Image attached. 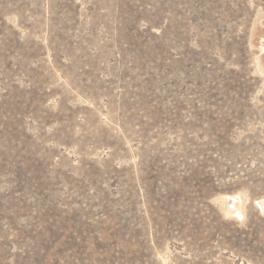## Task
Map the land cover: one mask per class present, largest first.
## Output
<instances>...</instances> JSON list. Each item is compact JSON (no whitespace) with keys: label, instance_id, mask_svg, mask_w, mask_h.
Segmentation results:
<instances>
[{"label":"rangeland","instance_id":"obj_1","mask_svg":"<svg viewBox=\"0 0 264 264\" xmlns=\"http://www.w3.org/2000/svg\"><path fill=\"white\" fill-rule=\"evenodd\" d=\"M0 264H264V0H0Z\"/></svg>","mask_w":264,"mask_h":264},{"label":"bare ground","instance_id":"obj_2","mask_svg":"<svg viewBox=\"0 0 264 264\" xmlns=\"http://www.w3.org/2000/svg\"><path fill=\"white\" fill-rule=\"evenodd\" d=\"M236 207V206H235ZM238 209V208H237Z\"/></svg>","mask_w":264,"mask_h":264}]
</instances>
